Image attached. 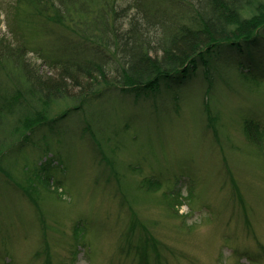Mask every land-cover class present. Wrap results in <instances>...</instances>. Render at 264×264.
I'll use <instances>...</instances> for the list:
<instances>
[{
  "label": "rangeland",
  "instance_id": "rangeland-1",
  "mask_svg": "<svg viewBox=\"0 0 264 264\" xmlns=\"http://www.w3.org/2000/svg\"><path fill=\"white\" fill-rule=\"evenodd\" d=\"M25 4L0 0V40ZM219 58L149 98L119 88L82 118L16 131L0 156V264H264V142L244 134L264 130V60L247 72ZM92 114L96 136L82 130Z\"/></svg>",
  "mask_w": 264,
  "mask_h": 264
},
{
  "label": "trees",
  "instance_id": "trees-1",
  "mask_svg": "<svg viewBox=\"0 0 264 264\" xmlns=\"http://www.w3.org/2000/svg\"><path fill=\"white\" fill-rule=\"evenodd\" d=\"M25 1L31 16L24 27L8 24L11 39L0 40V156L16 131L82 118L113 90L149 98L159 83L191 79L213 54L217 66L247 72L264 60V49L253 50L264 45V0ZM27 55L46 72L34 70ZM9 116L13 124L5 126ZM102 118L92 114L82 130L96 136ZM244 134L261 151L264 130L246 121Z\"/></svg>",
  "mask_w": 264,
  "mask_h": 264
}]
</instances>
